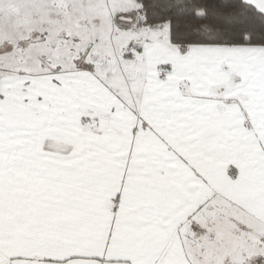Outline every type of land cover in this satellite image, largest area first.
I'll list each match as a JSON object with an SVG mask.
<instances>
[{"label": "snow or ice", "instance_id": "obj_1", "mask_svg": "<svg viewBox=\"0 0 264 264\" xmlns=\"http://www.w3.org/2000/svg\"><path fill=\"white\" fill-rule=\"evenodd\" d=\"M0 264H264V0H0Z\"/></svg>", "mask_w": 264, "mask_h": 264}]
</instances>
